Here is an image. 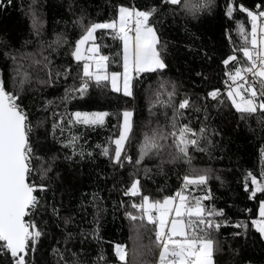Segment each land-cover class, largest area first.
<instances>
[{
	"label": "trees",
	"instance_id": "1",
	"mask_svg": "<svg viewBox=\"0 0 264 264\" xmlns=\"http://www.w3.org/2000/svg\"><path fill=\"white\" fill-rule=\"evenodd\" d=\"M234 3L257 13L264 10V0H210L207 7L193 12L183 3L162 0H4L0 79L28 113L33 149L30 184L45 186L35 192L39 205L26 217L42 233L29 253V264H121L115 255L117 244L126 246L127 264H153L159 251L153 225L146 217L144 222L128 217V213L141 215L132 207L142 202L141 197L125 195L135 179L152 201L179 189L189 200L210 195L205 206L224 212L215 218L222 227L210 232L216 242L213 264H264V237L250 223L260 218L264 193L252 196L256 185L248 175L264 184V113L258 110L242 118L227 99L228 74L248 66L239 51L245 40L238 26L243 24L249 39L251 32L246 13L228 15ZM121 6L158 9L150 24L167 65L154 73H136L132 96L114 91L109 81L98 86L84 78V60L72 55L85 29L117 20ZM94 36L100 52L109 58L106 71L120 72L122 40L116 30L98 29ZM232 55L237 60L225 65L223 61ZM86 80L87 89L78 91ZM216 89L221 90L222 104L208 96ZM173 90L170 106L157 102L158 94L167 102ZM186 98L191 107L182 110L179 124H188L197 133L206 129L199 143L202 150L190 147L189 163L178 156L169 139L162 141L158 154L136 164L145 136L156 130L171 132L173 111ZM102 111L108 113L102 125L70 122L76 112ZM124 111L133 113L127 145L132 162L118 165L113 141ZM105 148L110 155L103 154ZM205 172L206 186L185 187V175ZM237 223L248 227L237 228ZM0 264H14L3 249Z\"/></svg>",
	"mask_w": 264,
	"mask_h": 264
},
{
	"label": "snow or ice",
	"instance_id": "2",
	"mask_svg": "<svg viewBox=\"0 0 264 264\" xmlns=\"http://www.w3.org/2000/svg\"><path fill=\"white\" fill-rule=\"evenodd\" d=\"M11 3V0H7ZM205 3L193 2V0H162V3L179 5L189 12L198 11L207 7ZM4 0H0V7ZM158 11L156 7L150 10L129 9L121 6L119 8L118 23L112 20L106 23H94L85 29V33L76 41L75 49L72 53L77 61H94L95 70L89 62L83 64V77L93 80L99 86L106 81H111L112 89L121 91L118 81L121 73L112 72L109 76L106 72L107 56H97L99 46L95 43L94 33L98 29L116 30L117 36L124 42L123 57V94L132 96V75L130 73H154L167 67L161 56L163 46L155 27L150 24V18ZM233 11H242L251 20L250 39L243 24L238 26V31L245 40V46L239 51L248 62L245 68H237L234 74L229 73L233 88L230 84L227 91V99L232 106L244 118L245 114L253 115L258 112L264 113V10L251 11L238 4L229 8L228 15ZM135 25L132 33L126 32L125 26L129 21ZM92 42L87 52L92 55L85 57L81 51V46ZM250 44V47L248 46ZM158 45L160 46L158 48ZM235 55L229 56L223 61L225 65L235 62ZM242 73H244L242 75ZM250 77V79H249ZM87 80L78 91H84L88 87ZM243 82V88L238 82ZM246 93V95H245ZM175 90L168 93V101H160L170 106ZM221 90L216 89L208 93L213 100H220ZM239 98V102L237 100ZM19 96L6 91L4 81L0 79V249L10 253L14 259V264H29V253L34 250L35 242L42 235L39 228L32 221H26L25 217L37 208L38 198L34 195L37 191H44V185L30 184L27 178L33 172L30 164L33 160V149L29 143V133L31 125L25 111L18 103ZM191 107L189 99L182 100L173 111L172 131H153L151 135H146L144 142L139 147V155L135 160L140 164L145 157L152 153L158 154L164 147L162 141L171 140L172 146L177 150L178 156L186 159L189 163L191 157L189 148L199 149L201 137L205 136L206 129L200 128L199 133L193 130L188 124H179V117L183 111ZM108 113H80L74 114L75 120L72 123H83L85 125H102ZM123 122L118 137L113 141V160L116 164L122 165L125 161L132 162V157L128 155L127 145L131 142L133 132L132 116L130 111L123 112ZM73 138L72 144H75ZM104 155H110V149L103 150ZM251 176V183L256 185L252 196L257 193H264V184H258L257 178ZM264 176V173L261 174ZM185 187L206 186L209 180L207 172L205 174L183 177ZM125 195L141 197V203H133L132 207L141 212V215L128 213L132 221L140 220L153 225L157 246L160 248L159 264H213L214 245L216 242L210 237L211 231H218L223 222H217L216 217H223V210L214 207H206L204 201L211 197L205 194L203 197H193L189 200L182 192L174 196L165 197L162 201H152L147 195H143L141 182L135 179ZM260 219H252L251 226L264 237V202L259 207ZM235 227L247 228V224L237 223ZM240 235V233H236ZM115 255L121 264H127L126 246L115 245Z\"/></svg>",
	"mask_w": 264,
	"mask_h": 264
},
{
	"label": "rangeland",
	"instance_id": "3",
	"mask_svg": "<svg viewBox=\"0 0 264 264\" xmlns=\"http://www.w3.org/2000/svg\"><path fill=\"white\" fill-rule=\"evenodd\" d=\"M127 7V6H126ZM128 8V7H127ZM118 18H119V16H118ZM117 21V23H118V19L116 20ZM95 37V36H94ZM96 43V42H95ZM97 44V43H96ZM91 45H92V42H89L88 44H86V45H82L81 46V51H82V53H83V55L85 56V57H87V56H90V55H92L91 53H89V52H87V49L88 48H90L91 47ZM98 45V44H97ZM97 56H104L101 52H100V50L98 51V53L96 54ZM85 62H89L91 65H92V70H95V68H96V66H95V63H94V61H86V60H84V63ZM106 63V67H107V61L105 62ZM238 98V97H237ZM238 100V102H239V99H237ZM103 112V111H102ZM80 113H88V114H92V113H101V112H80ZM103 113H105V112H103ZM123 118V117H122ZM132 118H133V116H132ZM132 118H131V120H132ZM169 196H174V195H169ZM169 196H167V197H169ZM165 198V197H164ZM163 198V199H164ZM162 199V200H163ZM162 200H159V201H162ZM260 218H258V220H259Z\"/></svg>",
	"mask_w": 264,
	"mask_h": 264
},
{
	"label": "built area",
	"instance_id": "4",
	"mask_svg": "<svg viewBox=\"0 0 264 264\" xmlns=\"http://www.w3.org/2000/svg\"><path fill=\"white\" fill-rule=\"evenodd\" d=\"M132 9H134V8H132ZM134 27H135L134 23L130 20V21L128 22V24H126L124 30H125L126 32L132 33L133 30H134ZM243 74H244V73H243ZM243 74H242V75H243ZM249 79H250V77H249ZM238 83L240 84V86L243 85V82H242V81H241V82H238ZM226 84H227V86H229V85L231 84L233 88L237 87V85H236V84H232V82H226ZM227 90H228V87H227ZM20 106H21V105H20ZM21 108L25 111V113L27 114V117H28V113H27V111L25 110V108H23V106H21ZM31 165H32V164H30V167H31ZM178 192H181V190H180V189H179V190H176V191L174 192L173 195H175V194L178 193ZM159 252H160V248H159V251H158V255L156 256V259L154 260L153 264H159Z\"/></svg>",
	"mask_w": 264,
	"mask_h": 264
},
{
	"label": "crops",
	"instance_id": "5",
	"mask_svg": "<svg viewBox=\"0 0 264 264\" xmlns=\"http://www.w3.org/2000/svg\"><path fill=\"white\" fill-rule=\"evenodd\" d=\"M129 9H132V8H129ZM122 70L120 71V72H118V73H121V77H120V79H119V81H118V84H119V86L121 87V91L120 92H122L123 93V83H122V81H123V76H122V74H123V72H124V68H123V57H124V42L122 41ZM107 72V71H106ZM107 74L110 76L111 75V73H108L107 72ZM131 75H132V77L134 78L135 77V75H136V73L135 72H132V73H130ZM94 80V79H93ZM133 80V79H132ZM109 83H110V86H111V81H110V79H109ZM241 87L243 88V86L241 85ZM111 88H112V86H111ZM245 95H246V93H245ZM237 99H239V98H237Z\"/></svg>",
	"mask_w": 264,
	"mask_h": 264
},
{
	"label": "water",
	"instance_id": "6",
	"mask_svg": "<svg viewBox=\"0 0 264 264\" xmlns=\"http://www.w3.org/2000/svg\"><path fill=\"white\" fill-rule=\"evenodd\" d=\"M27 180H28V182L30 183L29 177L27 178ZM34 195H35V193H34ZM25 220H26V217H25Z\"/></svg>",
	"mask_w": 264,
	"mask_h": 264
}]
</instances>
